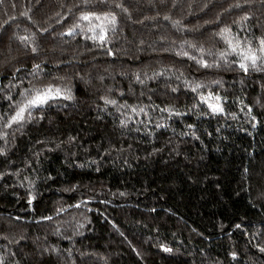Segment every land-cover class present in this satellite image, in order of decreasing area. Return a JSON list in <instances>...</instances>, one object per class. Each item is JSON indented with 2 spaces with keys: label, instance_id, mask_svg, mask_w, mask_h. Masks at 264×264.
<instances>
[{
  "label": "trees",
  "instance_id": "obj_1",
  "mask_svg": "<svg viewBox=\"0 0 264 264\" xmlns=\"http://www.w3.org/2000/svg\"><path fill=\"white\" fill-rule=\"evenodd\" d=\"M0 264H264V0H0Z\"/></svg>",
  "mask_w": 264,
  "mask_h": 264
},
{
  "label": "rangeland",
  "instance_id": "obj_2",
  "mask_svg": "<svg viewBox=\"0 0 264 264\" xmlns=\"http://www.w3.org/2000/svg\"><path fill=\"white\" fill-rule=\"evenodd\" d=\"M40 99V98H39Z\"/></svg>",
  "mask_w": 264,
  "mask_h": 264
}]
</instances>
